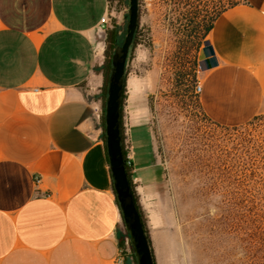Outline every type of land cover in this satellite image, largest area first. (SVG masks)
Instances as JSON below:
<instances>
[{"label":"crops","instance_id":"obj_1","mask_svg":"<svg viewBox=\"0 0 264 264\" xmlns=\"http://www.w3.org/2000/svg\"><path fill=\"white\" fill-rule=\"evenodd\" d=\"M110 14L109 0H0V264H118L123 220L95 115ZM203 43L216 59L198 77L204 114L237 126L264 113V0L222 11ZM128 114L130 177L154 246L167 172L148 109Z\"/></svg>","mask_w":264,"mask_h":264},{"label":"rangeland","instance_id":"obj_2","mask_svg":"<svg viewBox=\"0 0 264 264\" xmlns=\"http://www.w3.org/2000/svg\"><path fill=\"white\" fill-rule=\"evenodd\" d=\"M224 1L139 0L122 122L130 107L148 109L166 167L168 209L152 246L157 264H264V113L223 126L204 114L195 93L212 57L187 30ZM110 12L109 27L128 8L112 0Z\"/></svg>","mask_w":264,"mask_h":264},{"label":"water","instance_id":"obj_3","mask_svg":"<svg viewBox=\"0 0 264 264\" xmlns=\"http://www.w3.org/2000/svg\"><path fill=\"white\" fill-rule=\"evenodd\" d=\"M126 34L112 56L105 102L106 148L122 220L129 233L137 264H155L141 213L135 198L121 139L122 98L126 83V62L139 20V0H128Z\"/></svg>","mask_w":264,"mask_h":264},{"label":"trees","instance_id":"obj_4","mask_svg":"<svg viewBox=\"0 0 264 264\" xmlns=\"http://www.w3.org/2000/svg\"><path fill=\"white\" fill-rule=\"evenodd\" d=\"M110 2L112 0H109ZM246 0H226L224 2H222V4L212 13L210 14L207 19L203 20V21H196L194 22V24L188 28L187 30V35H189L191 38L195 39L197 42V48H200L202 46L203 40L205 38V36L208 34V32L212 29L213 24L215 19L218 17V15L224 11L225 9L234 6L240 2H245ZM118 2L122 5H124L125 8L129 7V3L128 0H118ZM127 21H128V12H125L124 14V18L123 21L120 23L117 22H113L111 27H108L106 29V36H105V59H104V63L101 67L102 71H103V85L101 88V94L100 96L102 97V116H101V126H102V138L104 141V145L106 148V134H105V102H106V97H107V85H108V78H109V74L111 71V67H112V56L113 53L116 49V47L122 43L124 36L126 34V26H127ZM138 25H139V20H138ZM137 37H138V27L136 29L135 35H134V39L132 42V46H134L137 43ZM206 54L208 56H211L212 58H205V66L204 69L210 68L213 65L216 64V59L214 57V49L211 45H205L204 46ZM127 71V70H126ZM196 79V78H195ZM125 91V88H124ZM124 92H123V98H122V103L124 101ZM199 100V98H198ZM201 107V106H200ZM202 109V108H201ZM121 113L123 115V104H122V110ZM260 115L262 114H258L256 115L253 119H258V117H260ZM249 120V122L251 121ZM121 122H122V116H121ZM224 126V125H223ZM121 139H122V147H123V152H124V156L126 159V150L124 147V135H123V128H122V124H121ZM106 152H107V148H106ZM108 159V156H107ZM109 161V160H108ZM129 176H130V167L129 165L126 164ZM130 181L133 187V183H132V179L130 177ZM133 191L135 194V198L138 204V200H137V196L133 187ZM140 213H141V217L145 226V230L147 233V237L151 246V250H152V254H153V258H154V262L156 264V260H155V255H154V251H153V247H152V242H151V238L149 235V231L147 229L146 226V222H145V218H144V214L141 210L140 205L138 204ZM129 237V233L125 227V224L123 222V227L120 229L119 234H118V240H119V246L120 248H125V238ZM130 238V237H129ZM129 247H130V254L126 255L125 257V263L124 264H137L136 262V258H135V254L131 245V241H129Z\"/></svg>","mask_w":264,"mask_h":264},{"label":"built area","instance_id":"obj_5","mask_svg":"<svg viewBox=\"0 0 264 264\" xmlns=\"http://www.w3.org/2000/svg\"><path fill=\"white\" fill-rule=\"evenodd\" d=\"M108 25H109V16H103L101 19L100 32H101V35L104 37V39L106 36V29L108 28ZM200 91H201V84L200 82H197L195 85V93L199 94ZM101 113H102V108H101V104H99L96 106L95 115L98 118H100ZM122 124L125 129L124 147L126 150V164L129 166H132V157L130 156V153H129L131 150V144L128 139V123L126 121H123ZM129 241H130V238L126 237L125 238V245H126L125 248H120L119 256L116 261L118 264H124L125 258H126L125 256L130 254Z\"/></svg>","mask_w":264,"mask_h":264}]
</instances>
